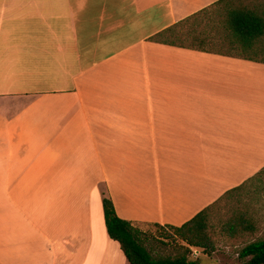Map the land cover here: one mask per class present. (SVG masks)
I'll return each mask as SVG.
<instances>
[{"label":"crops","instance_id":"crops-1","mask_svg":"<svg viewBox=\"0 0 264 264\" xmlns=\"http://www.w3.org/2000/svg\"><path fill=\"white\" fill-rule=\"evenodd\" d=\"M219 1L0 0V264H128L104 196L264 227V63L152 39Z\"/></svg>","mask_w":264,"mask_h":264},{"label":"trees","instance_id":"trees-1","mask_svg":"<svg viewBox=\"0 0 264 264\" xmlns=\"http://www.w3.org/2000/svg\"><path fill=\"white\" fill-rule=\"evenodd\" d=\"M229 1L230 0H220L214 4V6L227 3ZM199 15L200 14H196L179 22L174 27L158 33L152 39L201 52L228 55L221 52H212L203 48L205 40L203 38H199L200 36L195 34H190L192 35L190 37V46L175 43V41L179 40L177 28L196 19ZM224 28L232 40L230 42L231 45H236L238 47L237 49H239L242 53L246 54L254 52L253 54L256 55L259 52H264L261 48H255L256 41L264 37L263 16L245 8L230 10L227 14ZM165 39H171V41ZM193 43H197L199 46H194ZM234 57H241L264 63V59L257 60L251 57L242 56ZM102 209L107 236L112 241L118 243L128 264H200L198 261L191 260L189 258L192 253L191 249L201 250L203 253H207L209 250L213 251V246L208 234V221L211 210L209 208L204 209L180 227L159 226L157 224H153V226L159 229L171 230L175 238H178L184 244L177 247L178 251L172 257H153L144 246V234L136 229L130 222L117 216L114 206L107 196L102 198ZM226 228L233 235L237 233L238 229H242L246 232L253 231V229L248 226V223H246V217L242 214L233 216L227 222ZM238 258L243 261L241 264H264V238L247 244L239 252Z\"/></svg>","mask_w":264,"mask_h":264},{"label":"rangeland","instance_id":"rangeland-1","mask_svg":"<svg viewBox=\"0 0 264 264\" xmlns=\"http://www.w3.org/2000/svg\"><path fill=\"white\" fill-rule=\"evenodd\" d=\"M238 8L254 11L264 17V0H230L227 3L211 7L204 13H200L196 19L178 27L179 40L175 43L190 46V37L192 36L190 34H195L205 40L203 48L209 51L263 60L264 52H259L256 55L253 54L254 52L244 54L237 49L236 45L230 43L232 40L225 31L224 23L228 12ZM165 40L171 41V39ZM193 45L199 46L197 43H193ZM255 48H261L264 51V37L256 41ZM236 201L230 203L220 201L211 208L208 234L213 251L209 250L207 253H203L201 250H197V255H193V251H191L189 257L191 260H196L200 264H241L243 261L238 258L239 252L247 244L264 238V227L257 228L254 233L238 229L235 235L226 228L227 222L233 216L245 214L244 206ZM134 227L144 234V246L153 257H172L178 251L177 247L184 245L178 238H175L169 229H159L153 225H134Z\"/></svg>","mask_w":264,"mask_h":264},{"label":"built area","instance_id":"built-area-1","mask_svg":"<svg viewBox=\"0 0 264 264\" xmlns=\"http://www.w3.org/2000/svg\"><path fill=\"white\" fill-rule=\"evenodd\" d=\"M196 252H197L196 250H193V255H197Z\"/></svg>","mask_w":264,"mask_h":264}]
</instances>
